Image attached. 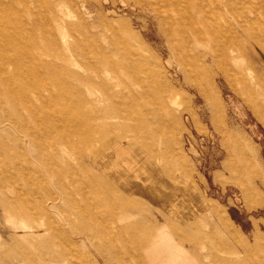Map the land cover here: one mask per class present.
I'll return each instance as SVG.
<instances>
[{
	"label": "rangeland",
	"instance_id": "374dc122",
	"mask_svg": "<svg viewBox=\"0 0 264 264\" xmlns=\"http://www.w3.org/2000/svg\"><path fill=\"white\" fill-rule=\"evenodd\" d=\"M148 1L0 0V264H148L150 238L165 261L197 264L168 230L152 236L165 211L201 264H264V0L228 13L243 53L207 62L213 102L169 64L154 8L191 17L192 2ZM188 25L187 41L169 29L187 59L206 50ZM115 103L143 130L87 127ZM73 106L82 131L69 126Z\"/></svg>",
	"mask_w": 264,
	"mask_h": 264
},
{
	"label": "bare ground",
	"instance_id": "6f19581e",
	"mask_svg": "<svg viewBox=\"0 0 264 264\" xmlns=\"http://www.w3.org/2000/svg\"><path fill=\"white\" fill-rule=\"evenodd\" d=\"M192 2L191 6H190V11H191V17L187 16H182L179 15L177 18L173 17L172 14L165 18L162 17L160 14V7L159 8L156 6L155 3V9L157 10V15L156 17L158 19H160V29L162 30V34H164L165 38L167 39V43H170L171 45H173V49H174V53L176 54L175 57H173V59L170 61L169 60V64L172 65V63L176 62L181 66H184V72H183V76L189 80V78H194L195 82L198 83L199 85V94L206 97L207 99L210 100H214L216 97L214 95H212L211 93L208 92L207 89H204V83H202V81L204 82V78L206 77V74L208 72V74H210L213 77V72H212V68L207 64V62L209 60L213 61V63L217 66H219L222 62L227 63L226 61H228L229 56L233 57V60L235 61L236 59L240 58L239 52L241 51V47L238 46L237 42V38H236V34L234 32V30L229 26L230 22L228 21V13L231 15H235V14H242L243 9L241 10V8L239 7V4L242 2L241 0H190ZM256 1V0H255ZM260 1V0H259ZM252 3V1H251ZM260 3V2H259ZM154 5L152 0H149L148 2H143L142 5ZM170 4H176L175 0H172L170 2ZM241 6V5H240ZM258 6V5H257ZM245 8V6H244ZM248 8V7H247ZM254 8V7H253ZM255 10V9H254ZM260 10V9H259ZM253 11V10H251ZM257 11V10H256ZM247 12V11H246ZM254 12V11H253ZM252 12V13H253ZM261 12V10L259 11ZM263 12V11H262ZM250 13V12H249ZM248 13V14H249ZM247 14V15H248ZM256 14V13H255ZM233 15V16H234ZM237 16V15H236ZM251 17V15H249ZM248 16V17H249ZM249 17V18H250ZM233 18V17H232ZM246 18H244L245 20ZM257 19V18H256ZM255 19V20H256ZM260 19V18H259ZM232 20V19H231ZM240 20V19H239ZM264 20V19H263ZM241 21V20H240ZM249 21V20H248ZM175 23H178L181 27V30L179 34H181V37L184 40H189L190 39V35L186 32V26L188 25V23L190 25H188V28L191 30V32L193 33V36H195V38L197 40H199V42H201L202 44H204V48L206 49L205 51L201 50L198 51V53L196 55H192L190 56V58H186L184 56V52L182 50H179L178 48H176V46H174L175 43V37L172 34V27L174 26ZM203 24V26L205 27V29L202 30V28L200 27V25ZM232 24V23H231ZM237 24V23H236ZM240 24V23H238ZM245 24V23H244ZM248 25V24H247ZM238 27V25H236ZM254 26V25H253ZM236 28V27H235ZM240 28V27H239ZM262 29V28H261ZM174 30V29H173ZM238 30V28H237ZM254 30V29H252ZM260 29H258L259 31ZM251 32V31H250ZM249 32V33H250ZM254 32V31H253ZM255 33V32H254ZM247 34V33H246ZM208 35V36H207ZM261 35V33L259 34ZM247 36V35H246ZM262 36V35H261ZM205 38V39H204ZM257 38V37H256ZM260 38V37H259ZM204 39V40H203ZM242 40V39H241ZM258 42H262V40L257 39ZM240 41V40H239ZM250 41V40H249ZM240 44V43H239ZM242 45V44H241ZM244 47H246V51L248 52V54H251V57L253 58L252 61H249V67L252 69V67L255 68V66H258L256 64L257 61H259L257 59L256 56H253V53H255L256 51V47L253 46V44L250 42L247 45H243ZM153 51V50H152ZM230 51V52H228ZM244 55L246 56V54L244 53ZM260 55V53H259ZM142 57V56H141ZM127 58V57H126ZM247 58V56L245 57ZM248 59V58H247ZM140 60V59H138ZM232 60V59H231ZM239 60V59H238ZM237 60V61H238ZM173 61V62H172ZM221 61V63L219 62ZM139 61H137L138 63ZM261 62V61H260ZM129 63V62H128ZM134 63V62H131ZM130 63V64H131ZM220 63V64H219ZM230 63V62H229ZM211 64V63H210ZM135 65V63H134ZM143 65V64H142ZM195 65V69L192 70V68H190V66ZM144 66V65H143ZM173 66V65H172ZM114 67V66H113ZM138 67V66H137ZM145 67V66H144ZM199 67L206 68L205 71H200ZM223 67V68H222ZM231 67V66H230ZM130 69L134 70V66H130ZM143 68V67H141ZM219 68V67H218ZM221 72L226 75L229 72L230 75V71L227 72V70L230 69H224V66H221ZM229 68V67H228ZM233 68V67H232ZM140 69V68H139ZM141 70V69H140ZM144 70V69H143ZM154 69H152L150 71V68H146V73L147 75H149L150 73L153 72ZM199 70V71H198ZM161 71V70H160ZM171 71V70H170ZM199 73H197V72ZM207 71V72H206ZM136 72V71H135ZM140 72V71H139ZM156 73V72H155ZM236 73V72H235ZM264 73V72H263ZM137 74V73H136ZM160 74V73H159ZM165 75V74H164ZM232 75V73H231ZM257 75V74H255ZM166 76V75H165ZM163 77V76H161ZM216 77V76H215ZM226 77V76H225ZM137 78V79H136ZM135 78L136 81H138L141 84V81H139V77L137 76ZM159 78V77H158ZM171 78L174 79L175 78V74L171 75ZM243 79V78H242ZM170 82V81H169ZM178 82V81H177ZM242 83V82H241ZM179 84V82H178ZM216 85V84H215ZM249 85V84H248ZM173 86V85H172ZM171 87V86H170ZM252 87V86H251ZM169 88V87H168ZM246 88V87H245ZM262 88V86H261ZM176 90V89H175ZM249 90V89H248ZM168 92V91H167ZM124 92H122L123 94ZM178 99V98H177ZM196 99V98H195ZM212 100V102H213ZM195 101V100H194ZM118 103V102H116ZM114 104L112 105V107L110 108L109 106V110L105 111V112H97L95 113V115H92L93 117V121L90 120L91 119V115L90 117L87 116L88 118L84 117L83 119L86 121L85 122H89V125H87V127L92 128L93 130L97 129V127L99 126V123H105V124H110V125H117L116 123L112 124L110 122V120H114V121H119V122H123L126 123V121L131 120L132 123L131 124H124V128L126 131H128V129H130L131 131L135 132V133H139L140 131L143 130L141 121L139 119H137V117L131 113V109L129 108L128 112L124 111L122 109V107H120L118 104ZM122 103H124V101H122ZM168 103V102H167ZM174 103V102H172ZM195 103V102H194ZM218 103V102H217ZM174 105V104H173ZM215 105L218 107V104L215 103ZM162 107V106H161ZM215 108V107H213ZM171 111H173L171 109ZM78 106H73L72 108L68 109L66 112L67 115V120L69 122V126L72 127L75 130L78 131H82L83 130V123L81 124H75L74 121L72 120V118L74 116H78ZM227 112V111H226ZM175 113V112H173ZM202 113V112H201ZM176 114V113H175ZM184 114V113H183ZM189 114V113H188ZM190 115V114H189ZM203 115V114H202ZM163 116V114H162ZM177 117V115H176ZM216 117V116H215ZM179 119V118H178ZM161 120H164V118L161 117ZM163 122V121H162ZM161 122V123H162ZM215 124V123H214ZM156 128V126H153ZM84 130L86 131L87 129L84 128ZM157 130V129H156ZM162 132V131H161ZM145 133H146V137L148 138L150 136L149 130L148 128L145 129ZM159 133V132H158ZM136 143H138L137 145H139V148H142V146L144 145V140L140 139L139 137L136 139ZM153 146V145H152ZM151 146V147H152ZM150 147V148H151ZM153 148V147H152ZM175 149V147H174ZM151 150V149H150ZM154 151L155 153L157 152L156 149L155 150H151ZM176 151V150H175ZM177 152V151H176ZM170 158V157H169ZM96 167V166H95ZM233 167V165H232ZM236 168V167H235ZM106 171V170H104ZM108 172V171H107ZM107 174V173H106ZM250 204V203H249ZM94 211V210H93ZM219 211V210H216ZM97 213V212H96ZM219 215V212H218ZM217 216V215H216ZM219 218V217H218ZM102 220V219H101ZM230 220V219H229ZM226 221V220H225ZM222 223V222H220ZM226 223L228 224V222L226 221ZM127 227V226H126ZM251 247V246H249ZM255 250V249H254ZM180 264V263H179Z\"/></svg>",
	"mask_w": 264,
	"mask_h": 264
},
{
	"label": "crops",
	"instance_id": "0c3cea01",
	"mask_svg": "<svg viewBox=\"0 0 264 264\" xmlns=\"http://www.w3.org/2000/svg\"><path fill=\"white\" fill-rule=\"evenodd\" d=\"M253 56H256L257 59L259 60L258 56L257 55H254ZM258 62V66H260L261 62L260 61H257ZM261 69L262 71H260L262 77L264 78V61L262 63V68H259ZM178 205V204H177ZM176 208H178V206H175ZM179 211V210H178ZM166 215H163L161 217V222L159 223V225L156 226V228L154 229V232L152 234V236L155 234V232L159 229H165V230H168L170 232V234L172 235L171 237H173L175 239V241L177 243L180 244V246L187 250L188 253H189V257H191V259H196L197 261V264H201L200 261H199V257L196 253H193L191 250H189L183 243V240H178V237H180L179 235H176L174 233V230L172 228V216L167 212L165 211ZM184 235L188 236V238L190 239L193 235V232H189L187 231L186 228H184ZM153 238H150V240L147 242V245H146V248H145V260H147L146 262L148 264H178V262H174V261H165V254H158L157 252L153 251L152 250V247H153Z\"/></svg>",
	"mask_w": 264,
	"mask_h": 264
}]
</instances>
